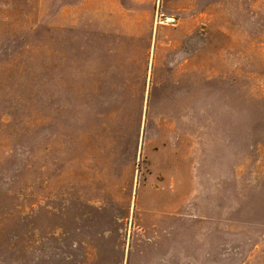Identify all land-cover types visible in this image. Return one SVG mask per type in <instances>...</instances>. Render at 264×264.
Segmentation results:
<instances>
[{
	"label": "rangeland",
	"instance_id": "1",
	"mask_svg": "<svg viewBox=\"0 0 264 264\" xmlns=\"http://www.w3.org/2000/svg\"><path fill=\"white\" fill-rule=\"evenodd\" d=\"M0 264H264V0H0Z\"/></svg>",
	"mask_w": 264,
	"mask_h": 264
}]
</instances>
